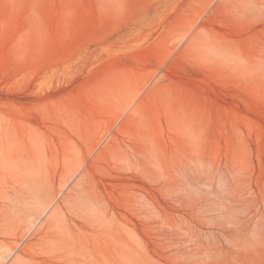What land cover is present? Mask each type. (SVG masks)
Segmentation results:
<instances>
[{"label":"rangeland","instance_id":"374dc122","mask_svg":"<svg viewBox=\"0 0 264 264\" xmlns=\"http://www.w3.org/2000/svg\"><path fill=\"white\" fill-rule=\"evenodd\" d=\"M0 145V188L93 161L113 211L1 264H264V0H0Z\"/></svg>","mask_w":264,"mask_h":264},{"label":"bare ground","instance_id":"6f19581e","mask_svg":"<svg viewBox=\"0 0 264 264\" xmlns=\"http://www.w3.org/2000/svg\"><path fill=\"white\" fill-rule=\"evenodd\" d=\"M108 146H110V143ZM4 148L0 145V167L6 166L7 155L6 157L4 156ZM152 150L154 151L153 148ZM101 155L102 152L96 156L95 160ZM94 165L92 161L87 167L82 168L78 172L76 180L74 179V184L69 188H65V192L59 202H57V194L64 190L68 181L66 175L62 174L57 184L51 180L47 182L46 178L43 179L44 181L46 180L45 183L41 180L43 172L37 171L30 179H25L21 182L19 187L7 182L9 186H6V184V187L0 188V214L5 216L4 219H6L4 222H0L2 224L0 225V235L4 233L3 228L9 225L13 226L11 229L14 231H12L14 241L5 244L3 248H1L2 246L0 247L2 249H0V259L5 256L6 252L11 255L17 251H22L29 258H35L34 254L26 253V248H23L22 244H20L26 240L29 231L36 238L33 246L52 245L54 251L61 252V254L63 253L69 258H74L70 256L76 254H83L81 251L85 248L83 245L85 242H82V238L84 239L83 234L85 233L83 230L87 232L89 228L91 229L95 226L104 228L109 219V214L111 213L112 215L113 213V211L110 212L111 209L107 206L109 204L104 203L100 198L102 195L100 197L95 195L96 193H93L94 189H91L94 187L91 186V167H94ZM40 172L42 176H40ZM18 182L17 180L16 184ZM9 192L13 193V196H8ZM43 214H46V217L34 226L35 220L39 219ZM107 224H110L109 221ZM103 241L105 245L106 241ZM116 242L119 243V241ZM86 246L90 248L88 245ZM20 261H22L21 258L17 257L14 263Z\"/></svg>","mask_w":264,"mask_h":264}]
</instances>
